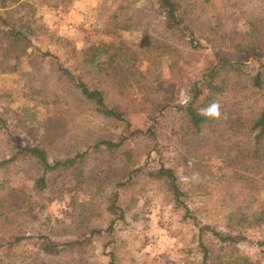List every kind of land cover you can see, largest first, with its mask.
<instances>
[{"label":"rangeland","instance_id":"374dc122","mask_svg":"<svg viewBox=\"0 0 264 264\" xmlns=\"http://www.w3.org/2000/svg\"><path fill=\"white\" fill-rule=\"evenodd\" d=\"M178 1L197 50L164 27L154 0H0V13L28 40L13 50L0 35V163L18 151L14 144L39 147L51 164L87 152L70 169L48 171L42 191L35 159L0 165V264H200V243L207 264H264V149L253 154L242 126L264 107L258 54L226 75V92L213 100L220 118L201 132L227 154L205 148L188 156L181 111L210 60L247 51L227 50L229 36L264 54V0ZM117 42L134 53L133 65L107 88L106 102L132 126L153 129L156 142L136 137L134 167L111 172L93 146L124 124L96 114L56 65L77 75L83 50ZM257 74L263 85L254 89ZM161 166L176 171L189 215L147 177ZM203 226L229 240L200 236ZM13 237L22 240L8 247ZM44 238L56 253L43 251Z\"/></svg>","mask_w":264,"mask_h":264},{"label":"trees","instance_id":"16d2710c","mask_svg":"<svg viewBox=\"0 0 264 264\" xmlns=\"http://www.w3.org/2000/svg\"><path fill=\"white\" fill-rule=\"evenodd\" d=\"M154 1L159 11L158 16L161 15L163 18L164 27H166L168 31L178 34L181 37L190 38L188 41L191 48L197 50L199 45L194 44L193 41L195 32L188 25L185 10H183L180 2L178 0ZM18 2L19 0H11L10 3L16 4ZM5 12V14H10L7 11ZM3 15L4 14L0 13V27H3V29L0 28V35H2L5 41L13 43V50L17 48L19 44H23L22 46L24 47V42L28 41L26 36L13 27L8 18ZM239 35L240 34H234L232 37L229 36L228 42L230 45L228 46L227 43H225L226 49L231 52H236L241 45H244L247 51L233 55V57H229L228 54H223L218 61L210 60L202 77L191 85L188 101L181 109L185 125L183 127L184 133L182 136H186V138L191 140L188 156L192 153H197L199 149L205 150V148H208V154L218 153L222 156L224 152L225 154L229 152L224 143L200 140L201 132L206 127L211 126L213 120L206 119L203 115L199 114L198 110L207 107L213 103V100L218 95L222 96L226 92L228 86L226 75L231 72L234 66H242L249 58H254L253 56L257 53L258 57L256 59L259 61L260 67L264 68V54L260 53V49L245 45L242 41V36L239 38ZM214 48H217V46L214 45ZM133 54L134 53L131 52L129 47L123 42L111 43L109 45H90L82 51V59L79 62L82 68L78 67L79 72L77 75H74V71H70L60 64L56 65L57 72H61L64 77L69 78V81L80 93L83 101L87 103V105H90L96 114L104 119L124 124V130L115 136V138L102 140L93 146L97 154H106L103 165L111 172L125 171L134 167V160L139 154L137 155L136 151L131 147L130 142L136 140V137H148L151 142H156L153 129L148 128L146 131H143L142 129L132 126L130 122L125 119L127 114L124 110L120 109L118 105H112L106 102L107 88L113 89V85L120 81L121 78L118 79L117 76L121 71L131 70L133 65ZM18 57L17 55L14 58ZM102 85H105V89L101 88ZM262 85L263 79L260 74H257L253 79L252 88H262ZM120 88H122V86ZM138 104L141 105L140 103ZM132 105H135L134 100L132 101ZM152 119L154 118L152 117ZM242 126L244 127L243 135L248 143V148L252 149L254 155H258L261 150L264 149V107L253 117L248 118ZM129 129L130 132L128 133ZM115 139L117 141H114ZM209 142H211L210 145H208ZM14 149L18 151L13 154L10 159L2 161L0 165L14 162L18 157L35 159L36 164L43 169V174L35 181V188L39 191L45 190L46 188V174L48 171L57 170L59 168H63L64 170L70 169L74 167L76 163L82 162L87 154V152L84 151L83 153L76 154L62 161L55 160L51 164L39 147L29 149L14 144ZM151 150L153 151L154 148L148 151L147 156L150 155ZM187 163L188 159L186 158V164ZM147 177L154 181L163 182L172 195L176 207L182 208L186 216L189 215V209L182 199L185 195L179 187L177 174L174 169L161 166L158 169L149 171ZM11 192H15V189H12ZM0 208H3V205L0 204ZM205 231H211L213 235L221 238L220 240H229V238H223L220 233L218 234L216 231L210 230L207 226L199 228V235L202 236ZM21 240V238L13 237L8 241V247L19 244ZM44 240L47 245L43 251L46 254L52 252L53 254L56 253L57 245L49 242L47 238H44ZM200 247L203 253L202 262L200 264H207L208 250L202 243H200Z\"/></svg>","mask_w":264,"mask_h":264},{"label":"clouds","instance_id":"9594fccd","mask_svg":"<svg viewBox=\"0 0 264 264\" xmlns=\"http://www.w3.org/2000/svg\"><path fill=\"white\" fill-rule=\"evenodd\" d=\"M199 114L203 115L206 119H219L220 118V105L218 103H211L207 107L198 110Z\"/></svg>","mask_w":264,"mask_h":264}]
</instances>
